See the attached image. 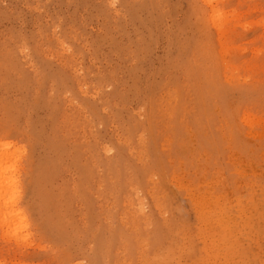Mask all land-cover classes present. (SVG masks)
Segmentation results:
<instances>
[{
	"label": "rangeland",
	"instance_id": "374dc122",
	"mask_svg": "<svg viewBox=\"0 0 264 264\" xmlns=\"http://www.w3.org/2000/svg\"><path fill=\"white\" fill-rule=\"evenodd\" d=\"M0 151V264H264V0H0Z\"/></svg>",
	"mask_w": 264,
	"mask_h": 264
},
{
	"label": "bare ground",
	"instance_id": "6f19581e",
	"mask_svg": "<svg viewBox=\"0 0 264 264\" xmlns=\"http://www.w3.org/2000/svg\"><path fill=\"white\" fill-rule=\"evenodd\" d=\"M9 159H11V156L8 157L7 153H1V151H0V210L2 207L8 208L10 210L9 207L12 206V205L11 206L9 205L10 204L9 200H10V195L12 194L11 189H12L13 178L11 177V175H12L10 173L11 171L9 172L11 175L8 174V171H9V169H11L10 167H12V166H8L7 164H6V166L4 165V162L5 161L9 162ZM4 167H7L8 169H6ZM13 196H15V195H13ZM16 210H14V211L16 212ZM4 211H6V210H4ZM4 213L5 214H3L2 212L0 213V215L3 214L1 217V218H3V219H1L2 225L4 227H9L12 224V222H11L12 217H14L11 215V213H13V212L9 211L8 213L7 212H4ZM10 216H12V217H10ZM17 216H19V215H17ZM10 227H12V226H10Z\"/></svg>",
	"mask_w": 264,
	"mask_h": 264
}]
</instances>
